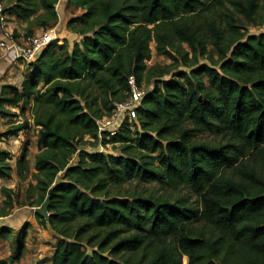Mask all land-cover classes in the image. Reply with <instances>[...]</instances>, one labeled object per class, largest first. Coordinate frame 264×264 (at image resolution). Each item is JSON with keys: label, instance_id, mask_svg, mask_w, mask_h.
Listing matches in <instances>:
<instances>
[{"label": "trees", "instance_id": "1", "mask_svg": "<svg viewBox=\"0 0 264 264\" xmlns=\"http://www.w3.org/2000/svg\"><path fill=\"white\" fill-rule=\"evenodd\" d=\"M22 36L58 20V0H0ZM78 36L49 43L28 62L21 87H0V113L30 110L39 129L31 206L49 194L39 222L56 235L50 264H264V22L257 0H67ZM227 4V5H226ZM13 37L20 36L17 29ZM155 52L169 63L147 65ZM133 75L145 89L136 120L106 138L97 119L124 99ZM143 87V86H142ZM3 114V115H4ZM23 120L2 135L29 128ZM210 132L217 140L198 138ZM111 144L114 151L87 145ZM75 155V161L70 159ZM26 150L16 160L27 168ZM11 153L0 149V179ZM59 175V177H57ZM129 180L185 186L172 197L120 189ZM0 217L14 206L9 187ZM0 225L19 259V234ZM11 258L0 257V264Z\"/></svg>", "mask_w": 264, "mask_h": 264}, {"label": "rangeland", "instance_id": "2", "mask_svg": "<svg viewBox=\"0 0 264 264\" xmlns=\"http://www.w3.org/2000/svg\"><path fill=\"white\" fill-rule=\"evenodd\" d=\"M257 2L261 6L264 4V0H257ZM3 5L5 6L6 3L3 2ZM55 7L58 12V20L50 28L54 29L58 33V38L53 40L51 43L55 42L54 45H57V43H62L64 40H67L69 42V45L71 46L72 42L74 41L73 38L74 36L69 35L70 31L69 29H66L67 27L65 28L63 21L65 20V18L69 19L70 17L81 13L82 10H80L79 8H75L71 5H68L67 0H58V2L55 4ZM235 16L239 19L238 24L249 33L258 32L261 30L264 31V22L255 25L253 23L248 22L240 13H236ZM24 25L25 24L20 22L15 17L6 14L5 21L3 24H1V28L3 32H7L8 34L10 33L12 34L13 29H17V31L20 33V36L16 38L18 41L22 42L24 38V36H22V33L24 31L23 30ZM67 30L69 31L68 34H65ZM36 31L37 32L40 31V28L37 29ZM64 34L65 36H63ZM154 45L155 42L152 41L151 42L152 56L149 60H147L146 62L147 65H152L155 63L157 64L169 63L170 59L168 57L164 55H159L155 52ZM18 62H22V61H18ZM23 63L25 65L24 67H27L26 65L27 63L25 62ZM149 85L150 84L147 81H144L142 83L144 89L148 88ZM8 110L9 112L7 114L2 113L4 114L2 115L0 113L1 114L0 115V147L2 146V147L10 148L9 151L12 156V159L10 160V164L12 166V171L9 176L1 179L0 184L9 187V189H11L12 197L14 199V206L10 209L11 213L17 214L18 212H22L23 214H25V216L28 215V219L29 217L31 219L28 220V222L25 225H22L17 229L12 228L13 230L11 233L13 235H16L15 233H17L19 229H25V227L27 228L30 223L34 225V227L31 228L32 225L31 224L29 226L30 230L28 229L29 231L26 232L27 238L25 241V246L27 247V250L23 252L22 254L23 256L18 264H25L26 262L29 261L28 258L30 257H32V259L27 264H48L47 260L49 259L50 255L54 250V246L56 244L58 237L54 235L52 232H50L48 228L40 227L37 221L38 219L34 218V221H32L35 206H31V202H33L36 199V194L30 193V191L28 190L29 183H34V180L31 179L33 177V174L35 173L33 161H34V155L37 153L39 148L38 145L39 129L34 125L29 109H26L25 112L21 113L20 106L18 105V106H12L10 108L8 107ZM23 120L29 121L30 123L29 128L25 130H20L15 136L2 135L3 132L7 131L8 129L12 128L15 124ZM198 138L209 139L213 141L219 139V138H215V135L210 132H202L201 134H198ZM106 148L109 151H114L112 145H109ZM24 150H26V154H27L26 156L27 168L20 175L18 174L16 168V160L20 156L21 152H23ZM57 177H59V175ZM120 189L128 193L142 192L144 194H155V195H160L162 193H169L172 197L181 194H185L188 197L192 196L188 188H186L185 186H178L175 188L162 187L160 184H158L155 181L138 182L136 180H129L123 183ZM3 199L4 196L0 193V204H3L2 202ZM191 199H195V196H192ZM14 251L15 248H12V253ZM184 258L186 259L184 264H187V257Z\"/></svg>", "mask_w": 264, "mask_h": 264}, {"label": "built area", "instance_id": "3", "mask_svg": "<svg viewBox=\"0 0 264 264\" xmlns=\"http://www.w3.org/2000/svg\"><path fill=\"white\" fill-rule=\"evenodd\" d=\"M3 8V2L0 1V24L4 23L6 16L3 12ZM57 38L58 33L52 28L41 30L39 32L36 31L33 34L24 37L22 42L18 41L16 37H13L11 33L8 34L7 32H3V34H0V49L12 50L16 61L28 63L37 57V54L42 47L47 46ZM128 82L130 85L128 95L120 101L113 102L112 113L110 115L97 119L100 137L103 132H106V138L115 135L119 131L121 123L124 120H127L129 123L135 122L137 107L140 105L141 97L145 89L136 84L133 75L129 76ZM109 145L111 144H106L105 146L101 143L95 146L87 145L88 147L86 146V149L106 153L109 151L106 148ZM74 161L75 155L70 159V162Z\"/></svg>", "mask_w": 264, "mask_h": 264}, {"label": "crops", "instance_id": "4", "mask_svg": "<svg viewBox=\"0 0 264 264\" xmlns=\"http://www.w3.org/2000/svg\"><path fill=\"white\" fill-rule=\"evenodd\" d=\"M67 19L68 18H65V20L63 21L65 28H66ZM40 31H41V29H40ZM68 32L69 31L67 30L65 34H68ZM0 34H3V31H2V28H1V24H0ZM65 34L63 36H65ZM69 35L74 36L73 37L74 40L78 39V36H76V34L72 33L71 31H70ZM24 66L25 65H24L23 62H18V61L15 60L14 52L12 50L0 49V87H1L2 84L9 83V84H14V85H16L17 87L20 88L21 87V83L23 82L24 79H26L27 74H28L27 67H24ZM0 149H6L8 151L10 150V148L2 147V146L0 147ZM33 166H34V161H33ZM1 179H0V182H1ZM34 213H35V211H34ZM13 214L14 213L10 212L6 216H1L0 217V225L7 226L11 230H13L12 228H16L17 229L18 227H21L22 225H25L28 222V220H31L30 217L28 219V215L25 216V214H23L22 212H18L17 214L15 213L14 215ZM34 218L38 219L35 216V214H33L32 221H34ZM37 221L39 223V226L43 228L44 226L39 222V220H37ZM31 224L32 223H30L28 225V227L26 228V232L30 230L29 226ZM33 227H34V225L32 224L31 228H33ZM21 230L22 229H19L17 231V233H15V234L16 235L19 234V232ZM26 238H27V233H26ZM26 238H25V241H26ZM26 250H27V247L25 246L24 247V252ZM13 253H12L11 243L7 239H4V238H2L0 236V257L11 258ZM22 256L19 259H12L11 258L12 260H10V264H18L20 259L22 258ZM28 259H29V261H31L32 257H30ZM26 260H27V258H26ZM28 262H26L25 264H27ZM47 262H48V264H50L49 259L47 260Z\"/></svg>", "mask_w": 264, "mask_h": 264}, {"label": "water", "instance_id": "5", "mask_svg": "<svg viewBox=\"0 0 264 264\" xmlns=\"http://www.w3.org/2000/svg\"><path fill=\"white\" fill-rule=\"evenodd\" d=\"M48 202H49V194L46 195L45 199L40 205L34 207V211L44 216L45 218H47L48 217V210H47Z\"/></svg>", "mask_w": 264, "mask_h": 264}, {"label": "bare ground", "instance_id": "6", "mask_svg": "<svg viewBox=\"0 0 264 264\" xmlns=\"http://www.w3.org/2000/svg\"><path fill=\"white\" fill-rule=\"evenodd\" d=\"M186 261V259L184 258V262Z\"/></svg>", "mask_w": 264, "mask_h": 264}]
</instances>
